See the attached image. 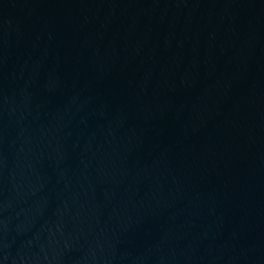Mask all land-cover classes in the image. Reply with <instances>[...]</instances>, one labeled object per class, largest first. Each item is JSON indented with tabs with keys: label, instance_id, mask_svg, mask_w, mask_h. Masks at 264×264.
Wrapping results in <instances>:
<instances>
[{
	"label": "water",
	"instance_id": "obj_1",
	"mask_svg": "<svg viewBox=\"0 0 264 264\" xmlns=\"http://www.w3.org/2000/svg\"><path fill=\"white\" fill-rule=\"evenodd\" d=\"M0 264H264V0H0Z\"/></svg>",
	"mask_w": 264,
	"mask_h": 264
}]
</instances>
